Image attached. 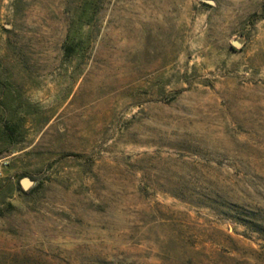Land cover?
I'll list each match as a JSON object with an SVG mask.
<instances>
[{"label": "rangeland", "instance_id": "374dc122", "mask_svg": "<svg viewBox=\"0 0 264 264\" xmlns=\"http://www.w3.org/2000/svg\"><path fill=\"white\" fill-rule=\"evenodd\" d=\"M0 264H264V0H0Z\"/></svg>", "mask_w": 264, "mask_h": 264}, {"label": "trees", "instance_id": "16d2710c", "mask_svg": "<svg viewBox=\"0 0 264 264\" xmlns=\"http://www.w3.org/2000/svg\"><path fill=\"white\" fill-rule=\"evenodd\" d=\"M86 5H88V7H90L91 11H93L95 9V1L86 2ZM71 49H72V44L69 41H67V42L65 41L64 50L69 51ZM30 179L33 180L32 178H30ZM15 188L17 189V191L24 193V191L19 186L18 182H16ZM237 215H238L237 218H235V221L237 223H240L243 225H248L249 223H251V222L247 221L245 218H243L244 216L241 217V215H242L241 212L237 213Z\"/></svg>", "mask_w": 264, "mask_h": 264}, {"label": "water", "instance_id": "95a60500", "mask_svg": "<svg viewBox=\"0 0 264 264\" xmlns=\"http://www.w3.org/2000/svg\"><path fill=\"white\" fill-rule=\"evenodd\" d=\"M18 184L24 191L27 190L33 184V180H31L29 177H22L19 179Z\"/></svg>", "mask_w": 264, "mask_h": 264}]
</instances>
